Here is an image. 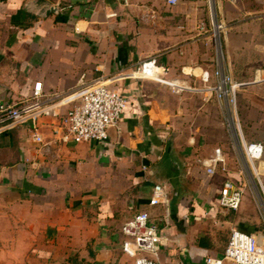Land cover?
I'll return each instance as SVG.
<instances>
[{"label": "crops", "instance_id": "1", "mask_svg": "<svg viewBox=\"0 0 264 264\" xmlns=\"http://www.w3.org/2000/svg\"><path fill=\"white\" fill-rule=\"evenodd\" d=\"M207 6L205 0H0V102L29 94L42 81L44 101L53 109L37 120L48 150L34 141L32 121L0 134V223L15 228L13 248L37 256L74 252L69 264H130L122 227L139 210L166 237L160 253L165 264H207L208 257L224 256L233 228L258 232L248 210L252 186L240 209L216 210L223 182L242 176L226 144L223 109L206 90L215 69ZM237 8L246 10L241 3ZM234 38L243 49L238 58L249 68L239 77L246 83L239 98L244 138L264 144V77L257 72L253 78L249 45L257 35ZM233 48L227 49L230 65L237 57ZM148 57H157L165 82L123 77ZM99 77L118 78L116 89L128 101L119 127L109 129L104 143L62 141L54 112L64 113L69 105L63 100ZM204 143L223 147L225 171L219 166L210 176L193 158L213 153L202 151ZM137 152L147 167L138 173ZM258 164L264 183V158ZM158 165L169 173L158 172ZM156 183L169 187L168 205L151 203Z\"/></svg>", "mask_w": 264, "mask_h": 264}, {"label": "built area", "instance_id": "2", "mask_svg": "<svg viewBox=\"0 0 264 264\" xmlns=\"http://www.w3.org/2000/svg\"><path fill=\"white\" fill-rule=\"evenodd\" d=\"M121 1L126 5L130 3V0ZM165 1L169 5H176L180 0ZM143 18H147V13L143 15ZM213 25L215 26V21ZM219 59L218 55L217 66L214 71V83L207 86L206 90L214 94L220 103L234 147H238L242 153L246 166L240 168L242 176L240 180L229 178L223 182L216 198V210L224 208L238 210L243 203L247 189L251 186L255 196L264 200V183L260 172H256L253 165H257L263 160L264 144L258 141L245 140L238 98L240 86L244 84L234 82L231 74L220 66ZM133 71L141 72L142 75L134 77L131 74ZM131 72L123 77L165 82V72H163L157 57L145 58ZM115 79L118 78L104 79L99 77L94 79L90 84L85 85V89L71 93L63 100L65 101L64 105H69L64 113L54 110V114L60 117L55 133L60 136L62 141L103 143L108 141L109 129L119 127V121L128 104L123 93L116 89ZM166 83L177 91L186 88L179 84L174 85V82ZM44 97L43 82L35 81L29 94L21 95L11 102L1 101L0 134L16 125L32 121L34 141L42 144L48 150L49 143L45 142L44 137L39 133L37 123L41 114L47 115L53 111L45 103ZM40 150H42L41 147ZM199 161L210 176L217 173L219 166L224 171L227 169V160L220 147L216 148L212 155L200 158ZM144 168L146 169V166ZM253 185L257 188V192ZM151 203L168 205L169 187L166 184L156 183L154 185ZM122 230L125 235L122 251L133 260L130 264H165L160 253L166 244V237L160 226L151 221L147 211L136 213L123 225ZM226 262L232 264H264V247L261 246L254 233L233 228L224 256L222 258L208 257L206 260L207 264H225Z\"/></svg>", "mask_w": 264, "mask_h": 264}, {"label": "rangeland", "instance_id": "3", "mask_svg": "<svg viewBox=\"0 0 264 264\" xmlns=\"http://www.w3.org/2000/svg\"><path fill=\"white\" fill-rule=\"evenodd\" d=\"M205 1H207V5H208L207 7L209 9L208 24L211 31L210 33L212 34L213 36L212 38L214 40L215 68L217 66V59L219 55L220 66L225 68L231 74L234 82L244 84L240 86V90L238 92L239 93L238 98H240L241 95L240 91L243 89V87L246 86L245 85L246 83L244 82V80H240L239 77L242 76L241 73L243 70L245 71L247 69L246 71H249V68H246L244 65H242L241 59L238 58L239 55L243 52V49H241L240 41L239 40L236 41L234 37H239L240 34H244V33L253 34L254 36L257 35L256 39H253L252 42H249V45H252L254 50L253 52H251L254 56V58L252 59V64H253L252 67H255L253 78L257 72H260L261 75L264 77V0H210V1L205 0ZM240 3L242 6L246 8V10L242 9L241 11L237 8V6H239ZM229 4L233 5V7H235L236 10L235 9L233 10ZM224 8H226L225 12H224ZM222 13L223 14L226 13L225 20H223ZM212 18L215 19V26L212 24ZM236 20L237 22H235ZM239 20L241 21V23L246 21H248V23L240 25L238 22ZM217 21L218 23H216ZM216 30H218V33L216 32ZM229 37L232 39H230ZM232 45L234 47L233 49L236 50L237 57H234L233 65H230L229 58L227 56V49L229 47H232ZM256 53H258L257 57L255 56ZM249 76L250 74L246 73V77ZM260 81L264 82V80H260ZM180 85L183 87H187L183 89L184 92L185 91L187 92L186 94L192 95L193 93L198 92L197 90L191 89V87L186 84L184 85L180 84ZM210 96L212 98L215 97V95L212 93L210 94ZM186 99L187 98L185 96L184 100ZM221 116L225 127L224 131L226 136L225 139L227 142L226 144L229 145L231 151L230 156L234 157V161L236 162L237 167L240 169L241 167L246 166V162L238 147H234L232 136L229 132V129L224 119V115L222 113ZM174 131L175 132H172V135L174 133H177V130ZM172 141L174 144V140ZM201 147L203 149L202 151H205V148L206 149L210 148L212 149L213 153L216 148L218 147L223 148L220 145L217 146V144L215 143H204ZM194 156L195 157L193 158L197 160L198 158H203L210 155H206L205 153L200 155V153H197ZM179 157L183 158L182 155H179ZM180 161L182 165L186 164L183 163L184 160L183 161L180 160ZM136 165L138 167L137 173L141 171L142 168H144L142 167L143 161L140 152H137L136 154ZM256 166L259 165L257 164ZM160 168L163 170V172L161 171ZM157 170L163 175L169 173L168 166L161 167L158 165ZM261 173H264V171H261ZM253 187L254 190L257 192V188L255 187V185H253ZM251 201L252 202L250 203V205H248V210L253 215L250 223L251 225L253 224L258 228V232H255L254 234L259 239L261 246L264 247V200L260 199L259 196L256 197L254 194L253 196H251ZM139 211H143V210H139ZM10 230H12V228L7 226L6 223H2V224L0 223V264H69L68 262H71V259L75 257L74 252L68 253L67 251H65L66 253H64L63 250L53 251V253L50 256L48 255L49 257L42 255L37 256L39 255V252H37V254L34 255L31 253L32 251L30 250H25V249L16 250V248H13V246L11 245L13 242L16 241L17 238L15 233V228L12 230L11 233L9 232Z\"/></svg>", "mask_w": 264, "mask_h": 264}, {"label": "water", "instance_id": "4", "mask_svg": "<svg viewBox=\"0 0 264 264\" xmlns=\"http://www.w3.org/2000/svg\"><path fill=\"white\" fill-rule=\"evenodd\" d=\"M50 12H56L57 11V8H55V7H49V9H48ZM173 159L174 158H169L168 160H167V163H169V165L172 163V161H173Z\"/></svg>", "mask_w": 264, "mask_h": 264}, {"label": "bare ground", "instance_id": "5", "mask_svg": "<svg viewBox=\"0 0 264 264\" xmlns=\"http://www.w3.org/2000/svg\"><path fill=\"white\" fill-rule=\"evenodd\" d=\"M216 32L218 33V30H216ZM137 73H139L140 75H142V73H141V72H138V71H137Z\"/></svg>", "mask_w": 264, "mask_h": 264}]
</instances>
